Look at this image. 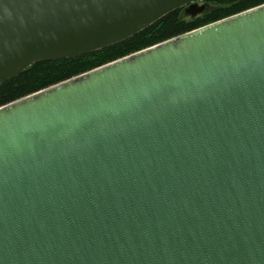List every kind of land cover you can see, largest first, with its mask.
<instances>
[{
    "label": "water",
    "instance_id": "water-1",
    "mask_svg": "<svg viewBox=\"0 0 264 264\" xmlns=\"http://www.w3.org/2000/svg\"><path fill=\"white\" fill-rule=\"evenodd\" d=\"M211 0H0V85ZM0 264H264V4L0 107Z\"/></svg>",
    "mask_w": 264,
    "mask_h": 264
},
{
    "label": "trees",
    "instance_id": "trees-1",
    "mask_svg": "<svg viewBox=\"0 0 264 264\" xmlns=\"http://www.w3.org/2000/svg\"><path fill=\"white\" fill-rule=\"evenodd\" d=\"M264 4V0H211L197 16L185 7L174 10L135 36L90 54L54 61H39L0 85V107L72 77L162 43L213 22Z\"/></svg>",
    "mask_w": 264,
    "mask_h": 264
}]
</instances>
